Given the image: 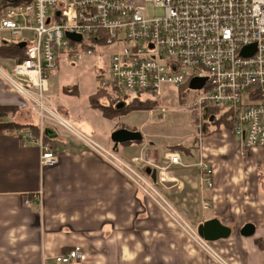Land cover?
<instances>
[{
  "label": "crops",
  "instance_id": "obj_1",
  "mask_svg": "<svg viewBox=\"0 0 264 264\" xmlns=\"http://www.w3.org/2000/svg\"><path fill=\"white\" fill-rule=\"evenodd\" d=\"M0 106L10 107L1 119L37 124L44 135V122L41 126L35 111L1 75ZM62 116L71 124L69 112ZM103 117L108 120L106 138L91 130V139L72 124L90 141L62 125L70 134L60 135L53 128L58 159L52 166L40 165L37 141H24L17 132L0 133V264H60L55 257L76 245L84 258L71 264H264V189L259 181L264 177L263 148L244 153L225 127L206 135L200 152L213 169V186L208 188L193 165L200 153L184 152L183 159L173 148L159 154L153 143L114 147L112 120ZM168 151L179 153L183 165L170 164L164 156ZM108 153L118 160L115 164L105 157ZM148 158L166 167L174 182L166 186L169 201L162 198L176 218L118 167L122 162L150 177L145 168H154L146 164ZM153 182L155 189L165 183ZM212 218L230 228L227 237L208 242L218 259L198 246L181 224L197 228ZM248 223L254 231L246 236L241 229Z\"/></svg>",
  "mask_w": 264,
  "mask_h": 264
},
{
  "label": "built area",
  "instance_id": "obj_2",
  "mask_svg": "<svg viewBox=\"0 0 264 264\" xmlns=\"http://www.w3.org/2000/svg\"><path fill=\"white\" fill-rule=\"evenodd\" d=\"M144 2L161 7L162 15L148 17L139 0H31L16 5L0 0V32H8L13 39L0 45L23 44V55L10 59V73L0 69L2 78L23 96L41 124L52 119L86 141L90 139L76 131L45 96L48 75L61 53L75 62L86 56L106 55L108 72L103 76L99 73L98 86L114 96L129 97L140 91L159 96L165 85L183 88L199 80L201 85L194 89L193 97L198 114L205 108L228 113L241 150L264 149V0ZM66 32L81 38L72 41ZM248 45L254 48L243 54ZM19 137L38 142L41 166L57 162V153L43 140L42 132L36 137L27 129ZM164 156L170 164L183 165L179 153L168 151ZM105 157L114 164L118 161L112 153ZM149 160L145 162L158 171L160 185L171 180L166 167ZM193 165L199 170L200 183L211 188L213 169L201 153ZM118 167L173 218L150 177L122 162ZM185 231L218 259L196 229ZM83 258L82 247L76 245L55 260L71 264Z\"/></svg>",
  "mask_w": 264,
  "mask_h": 264
},
{
  "label": "rangeland",
  "instance_id": "obj_3",
  "mask_svg": "<svg viewBox=\"0 0 264 264\" xmlns=\"http://www.w3.org/2000/svg\"><path fill=\"white\" fill-rule=\"evenodd\" d=\"M139 3L145 7L148 17L162 15V8L155 6L153 2L139 0ZM25 34L30 35L29 32H25ZM11 40L13 39L8 32H0V43H6ZM108 49L111 50V48ZM98 52L100 53V50H98ZM107 60L108 57L106 55L96 54L93 56H86L80 62H75L66 59L65 55L61 53L56 67L50 71L47 79L48 90L45 92V96L50 99L51 102L53 101L55 103L61 116H65V113L67 114V112H69L70 119L68 120L71 124L91 139L95 137L91 135L92 131L103 138H106L104 133L107 132V134H109L107 131L108 120L100 114L98 109L95 110V108H92L89 104L90 95L93 91H96L98 84L97 76L99 73L103 76L104 73L108 72ZM11 67L12 61L10 59H0V68L3 71L10 73ZM193 83L194 81L183 88L165 85L162 87L159 96L143 91L130 94L125 103L132 99L144 100L148 103L143 107L133 106L117 111L114 117L109 118V120H112L111 125L112 128H114L113 131L119 128L139 131L142 134V140L139 143L135 141L129 142L133 143V145L138 144L136 145L137 148L142 147L141 145L144 144L148 147L153 143L157 145L156 150L159 154H162L164 150L174 148L180 153L183 159H186L184 152L187 155H190L192 152V154L194 153L198 156V154L201 153V149L203 151V141L206 135L217 131L221 127L231 130V126L225 125V123L230 122L229 118L225 115L218 121H213L210 124L212 115H205V113L198 114L193 106L195 92ZM66 87L76 89L77 94L65 92L64 90ZM150 100H154V102H149ZM219 113L221 114V112ZM93 115H96L99 121L95 119ZM34 116L38 118L40 122V118L36 112ZM72 118H78L79 120L75 119L74 122ZM8 119L9 118H6L4 120L8 121ZM40 125L43 126V123H40ZM44 125H46V127L56 128L60 135L70 134L63 129L59 123L52 119L44 121ZM38 127L39 129L42 128L40 126ZM199 132H201L200 137L198 136ZM40 133L41 131L38 135L33 134L38 137ZM42 136L44 141H48L52 144L53 139L46 140L43 134ZM185 143L188 144L184 147ZM127 145L129 144H119L118 147H127ZM192 159L194 158L192 157ZM259 181L264 189V177H259ZM166 182L163 186H157V191L164 199L169 201V196L166 194L169 188L166 186H171L174 182ZM175 207L181 210L179 206L175 205ZM200 209L202 210V206ZM169 213L176 218L175 214L171 211ZM166 214L169 215L168 213ZM200 214L202 216V212H200ZM181 224L186 230L196 229V227L192 226L189 222L188 225L185 222Z\"/></svg>",
  "mask_w": 264,
  "mask_h": 264
},
{
  "label": "trees",
  "instance_id": "obj_4",
  "mask_svg": "<svg viewBox=\"0 0 264 264\" xmlns=\"http://www.w3.org/2000/svg\"><path fill=\"white\" fill-rule=\"evenodd\" d=\"M31 0H6V4L10 5H16L20 3H29ZM23 55V49L19 45H15L13 43L9 45H0V59H11L14 57H21ZM99 77L97 76V80ZM67 93L70 94H77L76 89H71L69 87H66L64 90ZM128 100L127 96H114L113 94L109 93L106 89L99 88L98 84L96 87V91L90 95L89 97V104L92 108L98 109L101 111L102 115L107 117V118H112L114 117L115 113L117 111L126 109V108H131L133 106H138V107H143L146 103L144 100H138V99H132ZM149 102H154V100H150ZM10 107L8 106H0V133L3 132H11V133H16L21 134L22 130L24 127H27L28 130H30L32 133L35 135L39 134V127L37 124L34 123H28V124H19L13 121H5L1 118L5 117L6 111ZM219 109H213V108H205L203 113L205 115H212L210 118V124L213 121H218L222 117L227 116L229 118L228 113H219ZM208 116V117H209ZM229 123H225L227 126H232L231 120L229 119ZM231 123V125H230ZM44 139L50 140L48 137L44 136ZM172 150H175L174 148ZM246 153V152H244Z\"/></svg>",
  "mask_w": 264,
  "mask_h": 264
},
{
  "label": "water",
  "instance_id": "obj_5",
  "mask_svg": "<svg viewBox=\"0 0 264 264\" xmlns=\"http://www.w3.org/2000/svg\"><path fill=\"white\" fill-rule=\"evenodd\" d=\"M66 37L69 38L72 41H78L80 40L81 36L80 34L73 33V32H66ZM20 46H23L22 43H20ZM254 48L253 45H248L243 48V54L248 51L249 49L252 50ZM193 88L197 89L200 87L201 83L199 80H193ZM192 82V81H191ZM43 133L45 136H47L50 139H53L56 136V132L53 128L45 127L43 129ZM110 139L114 144V147H116L118 144L126 143L130 141H139L142 139V134L139 131L130 130L126 128H119L114 130L111 135ZM145 172L147 174H150L151 179L154 181L156 180V172L154 169H151L150 167L145 168ZM197 234L205 241L212 242L219 238H225L230 234V228L226 227L225 225H222L219 220L212 218L205 220L201 224H199L196 228ZM254 231V225L253 224H245L242 229L241 233L243 235H251Z\"/></svg>",
  "mask_w": 264,
  "mask_h": 264
}]
</instances>
